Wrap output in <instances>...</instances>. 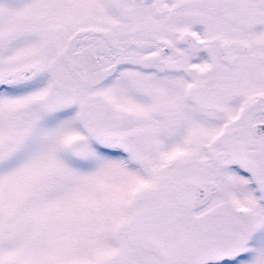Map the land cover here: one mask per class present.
<instances>
[{
  "label": "snow or ice",
  "instance_id": "6c2138e0",
  "mask_svg": "<svg viewBox=\"0 0 264 264\" xmlns=\"http://www.w3.org/2000/svg\"><path fill=\"white\" fill-rule=\"evenodd\" d=\"M0 264H264V0H0Z\"/></svg>",
  "mask_w": 264,
  "mask_h": 264
}]
</instances>
